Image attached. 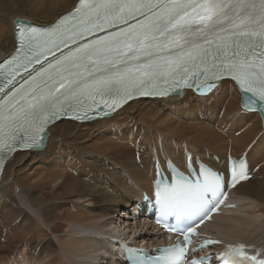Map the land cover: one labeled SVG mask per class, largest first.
Instances as JSON below:
<instances>
[{"label": "bare ground", "instance_id": "1", "mask_svg": "<svg viewBox=\"0 0 264 264\" xmlns=\"http://www.w3.org/2000/svg\"><path fill=\"white\" fill-rule=\"evenodd\" d=\"M77 1L0 0V63L14 49L15 19L47 26ZM262 130L260 114L241 107L240 93L228 81L207 97L179 92L161 100L132 102L101 121L57 123L30 152L14 154L4 167L0 264H121L110 252L109 240L97 236L114 232L130 240L129 235L141 229V223L132 229L128 223L141 193L152 190L156 160L163 167L166 159L184 167L189 152L225 170L227 158L240 157L253 141L246 152L253 177L239 184L231 197L235 204H251L255 218L228 220L220 236L223 242H246L264 250V132L258 135ZM90 137L101 140L93 150L85 145ZM213 157L224 159L223 165ZM30 164L38 169L27 174ZM257 219L262 225L253 228ZM238 225L257 233L255 239L239 237ZM143 226L148 231L143 229L131 242L159 246L149 225Z\"/></svg>", "mask_w": 264, "mask_h": 264}, {"label": "snow or ice", "instance_id": "2", "mask_svg": "<svg viewBox=\"0 0 264 264\" xmlns=\"http://www.w3.org/2000/svg\"><path fill=\"white\" fill-rule=\"evenodd\" d=\"M70 15L74 18L70 27L58 24L53 29H25L17 21L21 26L16 32L18 46L5 61L15 64L13 73L39 63L41 56L51 52L49 45L58 48L69 39L103 30L106 25L127 24L129 18L138 15L143 20L110 34L107 40L81 47L55 66L50 64L53 71L46 79L43 75L39 80L33 78L29 91L19 94L17 90L18 98L12 95L6 103L0 102V121H5L0 123V148L21 131L31 133L35 141L65 103L71 107L70 102H75L86 113L97 97L106 103V98H111L115 103L130 97L134 90L144 95H166V90L158 91L162 79L172 81L170 86L191 88L189 81L200 77L205 81L228 77L241 91L242 106L252 110L255 105L264 113V0H79ZM204 86L196 84L198 89ZM214 86L206 84L208 89ZM233 171L234 179L237 175L247 178L243 162ZM201 175L203 179L195 182L181 176L178 185L158 189L165 214L190 217L203 210L199 222L208 217L212 209L206 207V194L220 188L221 177L211 172ZM178 231L184 234L185 244L193 243L189 233L195 234L194 226ZM174 251L179 253V264H184L187 249L179 246ZM229 252L231 259L224 254L223 264H264V258L248 255L242 245L230 246ZM205 260L211 257L191 259L187 264H204Z\"/></svg>", "mask_w": 264, "mask_h": 264}, {"label": "rangeland", "instance_id": "3", "mask_svg": "<svg viewBox=\"0 0 264 264\" xmlns=\"http://www.w3.org/2000/svg\"><path fill=\"white\" fill-rule=\"evenodd\" d=\"M39 22V21H38ZM235 114V113H234ZM233 114V115H234ZM232 115V116H233ZM231 116V117H232ZM192 120V121H191ZM191 123H195V119L194 118H191L190 120H189ZM219 128H220V126H217L216 124H215V133L216 134H219V132L220 131H218L219 130ZM264 132V130H262L258 135H260L261 133H263ZM257 135V136H258ZM95 136H100V135H95ZM92 137H94V136H92ZM102 137H104V136H102ZM90 140L87 142H85L86 144V146L89 148V149H91V150H93L96 146H98L100 143H101V140H94V139H91V137L89 138ZM94 141H96L95 143L96 144H94ZM91 142V143H90ZM99 142V143H98ZM152 142V141H151ZM90 143V144H89ZM254 143V141L250 144V146L252 145ZM249 146V147H250ZM92 147V148H91ZM200 147H203V146H200ZM249 147L245 150V152L249 149ZM149 157H147V161L148 162H150L149 160ZM31 166H30V168H29V170H27L26 172H27V174H31L32 172H34L35 171V169L37 170L38 169V165L37 164H30ZM31 168H33V169H31ZM32 171V172H31ZM237 205H238V208H237V210H235L234 212H233V214L232 215H225V216H221V217H223V218H221V219H218V220H216L213 224H211V226H209L205 231L206 232H209V233H211L212 235H215L217 238H219V239H221L222 241H224V240H226V239H223L221 236H220V234L222 235V231L220 230L222 227H224V225H226L227 223H228V220H230V221H232L233 223H235V222H238V221H240V220H245L246 219V217H250V218H255V213H254V211H252L251 210V204H248V203H246V202H241V201H238V203H237ZM263 208H264V206H262ZM28 212L29 213H31L32 214V212L31 211H29L28 210ZM250 223H251V221H249ZM141 222L140 221H129V227L132 229V228H135L136 226H139V224H140ZM127 224V225H128ZM126 225V226H127ZM262 225V222H261V219H257V221L255 222V223H253L251 226L253 227V228H258L259 226H261ZM144 229V231H148V229H147V226H143V223H141V229H138L137 231H134V234H131V235H129V236H131V238H130V240L131 239H134V236H136L140 231H142ZM237 231H239L240 232V234H239V237H241L242 239H244V240H253V239H255L254 237L257 235V233L256 234H252V231H251V229L250 228H241L239 225H238V230ZM125 232V231H124ZM143 232V231H142ZM84 233V232H83ZM126 234H127V232H125ZM110 234H115L116 235V233H114V232H109V235ZM258 243H260V242H258ZM109 250V249H108ZM100 261V260H99ZM112 261V260H111ZM113 262V261H112ZM95 264V263H94ZM112 264H114V262L112 263Z\"/></svg>", "mask_w": 264, "mask_h": 264}, {"label": "water", "instance_id": "4", "mask_svg": "<svg viewBox=\"0 0 264 264\" xmlns=\"http://www.w3.org/2000/svg\"><path fill=\"white\" fill-rule=\"evenodd\" d=\"M17 21L22 22V26H23L24 28H27L28 26L33 25V24H30V22L27 21V20L15 19L14 22H13V24H14V30L20 26V25L17 24ZM20 27H21V26H20ZM13 32H14V31H13ZM262 127L264 128V120H263V119H262ZM46 136H47V135H46ZM44 145H45V139L43 140L41 146L38 147L37 149H38V150H41V149L44 147Z\"/></svg>", "mask_w": 264, "mask_h": 264}]
</instances>
